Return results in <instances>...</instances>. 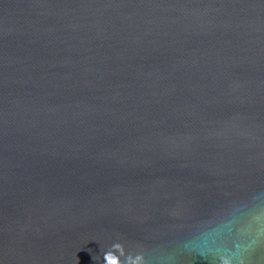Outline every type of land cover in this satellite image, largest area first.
Here are the masks:
<instances>
[{
	"label": "water",
	"instance_id": "obj_1",
	"mask_svg": "<svg viewBox=\"0 0 264 264\" xmlns=\"http://www.w3.org/2000/svg\"><path fill=\"white\" fill-rule=\"evenodd\" d=\"M0 264H264V0H0Z\"/></svg>",
	"mask_w": 264,
	"mask_h": 264
}]
</instances>
